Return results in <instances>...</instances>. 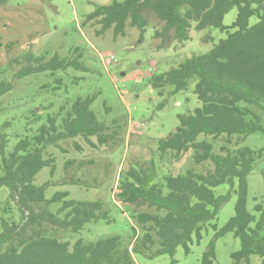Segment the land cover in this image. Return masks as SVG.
Listing matches in <instances>:
<instances>
[{
  "label": "trees",
  "instance_id": "obj_1",
  "mask_svg": "<svg viewBox=\"0 0 264 264\" xmlns=\"http://www.w3.org/2000/svg\"><path fill=\"white\" fill-rule=\"evenodd\" d=\"M234 8L238 10L236 20L227 27L224 18ZM149 13L161 26L155 32V38H161L159 50L166 48L169 39L179 44L190 42L193 30L200 34L215 28L227 33L209 53L193 55L149 80L160 96L169 88L172 94L186 91L191 81L196 82L194 93L201 106L178 115L179 125L158 141V151L161 158L171 155L173 160L192 151L195 165L211 164L213 168L206 172L189 169L184 174H166L162 179L155 161L121 170L118 199L134 207L135 227L130 241L112 236L91 243L82 239L71 242L53 232L79 234L92 222L112 223L111 209L99 199H69L70 191H56L48 197L49 188L56 186L96 188L75 174L58 177V161L50 149L67 153L60 146L66 141H73L80 153L85 149L80 142L93 151L117 147L127 125L119 120L108 124L96 115L92 105L100 92L77 95L46 117L33 110L27 123L10 135L17 139L12 150L8 149L11 139L2 130L12 125L7 121L0 127V189L9 190L8 202L15 203L19 219L7 207L0 216V264H137L136 256L174 258L177 248L183 247L189 254L190 245L200 244L208 225L215 235L201 264H214L216 240L228 234L241 243V249L232 254L234 264H250L253 255L261 257L264 264V203L255 206L258 218L247 209V178L263 158L264 150L242 146L248 136L264 134V0H112L98 6L84 23L96 21L101 26L100 34L112 29L115 37H124L128 26L145 33ZM254 16L258 22L251 26ZM203 41L213 42V38L207 35ZM79 52L75 48L70 58L55 55L49 60L27 53L19 79L45 73L54 77L53 84L45 89L57 96L65 87L67 93L68 86H79L83 81L69 79V70L90 72ZM9 91L11 85L2 83L0 96ZM103 105L110 115L111 108ZM220 138H224V144L216 153L215 141ZM71 163L68 160L65 169ZM44 169L49 170V180L37 184V176ZM224 184L229 185V193L217 196L214 189ZM232 193L237 195L235 215L218 228L211 223ZM55 205L59 207L54 211ZM171 264L177 262L173 259Z\"/></svg>",
  "mask_w": 264,
  "mask_h": 264
},
{
  "label": "rangeland",
  "instance_id": "obj_2",
  "mask_svg": "<svg viewBox=\"0 0 264 264\" xmlns=\"http://www.w3.org/2000/svg\"><path fill=\"white\" fill-rule=\"evenodd\" d=\"M111 2L112 0H0V86L4 82L11 85V91L0 96V127L7 121L12 122L10 127L2 129L9 138L27 123L33 110L39 108L37 113L46 117L50 113H56L65 101L73 100L77 95L86 97L97 92L101 96L92 105L96 115L108 124L119 120L127 125L121 145L117 147L93 151L80 142L85 147L84 152L80 153L75 150L73 141H66L60 146L67 153L60 149H50L58 161V177L75 174L88 180L96 188L87 190L77 186H56L49 188L48 197L56 191H70L69 199H99L111 209L112 223L92 222L79 234L69 231L53 232V235L71 242L82 239L85 243H91L112 236H120L125 242L130 241L135 227L132 219L134 207L123 204L118 199L121 170L155 161L157 174L162 179L166 174H184L189 169L206 172L213 168L211 164L195 165L192 151L178 160L170 158L171 155L161 158L158 151V141L166 138L179 125L178 115L193 112L201 106L194 93L196 82L191 81L186 91L172 94V89L169 88L160 96L149 80L152 75L165 73L193 55L209 53L215 44L227 37V33L215 28L200 34L193 30L194 36L192 35L190 42L179 44L169 39L166 48L159 50L161 38L156 39L155 32L161 26L153 13L148 14L149 26L145 33L128 26L124 37H115L112 29L100 34L101 26L96 21L84 23L98 6ZM237 13V8L231 10L225 16L223 24L231 26ZM257 22L256 16L250 19L251 26ZM207 35L213 38V42L203 41ZM75 48L80 49L82 61L90 72L69 70V79L78 77L83 78V81L79 86H68L67 93L65 87L57 96L45 89L44 86L54 82V77L48 78L45 73L19 79V73L26 65L23 58L27 53H32L35 57L46 56L48 60L55 55L63 59L70 58ZM104 103L111 108L110 115H106ZM162 105L164 107L160 108ZM10 139L8 149L12 150L17 139ZM208 139L212 141L211 138ZM222 144L224 138L215 141L216 153ZM242 146L255 151L264 150V134L248 136ZM68 160L72 163L65 169ZM49 177V170L44 169L37 176L36 183L42 184ZM247 185V209L258 218L260 214L255 211V206L264 203V156L248 176ZM214 191L217 196H223L229 193L230 187L224 184ZM8 196L9 190L1 188L0 216L7 207L19 219L17 207L14 202H8ZM236 202L237 195L232 193L231 199L221 208L217 220L211 224L223 228L235 215ZM58 207L53 206V210ZM262 234L264 235V231ZM214 235V229L208 225L200 244L194 242L190 245L189 254L183 247H179L174 258L168 255L155 259L136 256V263L171 264L174 259L177 264H201ZM215 244L214 264H234L232 254L241 249L240 240L233 234H228L217 239ZM250 264L263 262L261 257L253 255Z\"/></svg>",
  "mask_w": 264,
  "mask_h": 264
},
{
  "label": "water",
  "instance_id": "obj_3",
  "mask_svg": "<svg viewBox=\"0 0 264 264\" xmlns=\"http://www.w3.org/2000/svg\"><path fill=\"white\" fill-rule=\"evenodd\" d=\"M38 109H39V108H37V112L39 111Z\"/></svg>",
  "mask_w": 264,
  "mask_h": 264
}]
</instances>
